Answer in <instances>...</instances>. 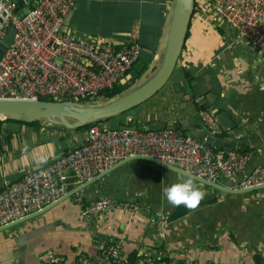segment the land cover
I'll list each match as a JSON object with an SVG mask.
<instances>
[{
    "label": "crops",
    "instance_id": "obj_1",
    "mask_svg": "<svg viewBox=\"0 0 264 264\" xmlns=\"http://www.w3.org/2000/svg\"><path fill=\"white\" fill-rule=\"evenodd\" d=\"M12 1L18 7L20 0ZM33 1L25 0L29 11ZM175 2L78 0L64 31L112 41L119 47L140 44L137 64L142 65V74L138 77L140 70L131 72L125 90L130 92L133 84L135 89L142 84L141 77L156 74L151 72L164 56ZM195 11L182 60L166 86L150 101L97 125L117 129L132 120L129 127L139 131L171 127L204 142L210 134L200 113L210 111L218 117L222 131L215 137L226 145L212 148L252 151L250 168L263 166L264 53L246 45L205 0H197ZM133 31L137 38L132 39ZM85 131L49 122L31 125L0 119V192L26 173L80 147ZM41 157L47 162L38 163ZM180 177L148 160L127 162L79 191V197L84 203L99 197L137 202V215L115 212L99 216L88 228L74 195L44 214L0 232V264H44L41 258L49 251L66 264H74L79 253L86 252L99 264L103 246L112 240L121 244L129 264H138L146 252L175 255L181 261L264 264V189L216 194L195 180L206 195L192 211L173 207L162 196V188ZM157 213L167 217L164 238L157 236L156 226L150 223Z\"/></svg>",
    "mask_w": 264,
    "mask_h": 264
},
{
    "label": "built area",
    "instance_id": "obj_2",
    "mask_svg": "<svg viewBox=\"0 0 264 264\" xmlns=\"http://www.w3.org/2000/svg\"><path fill=\"white\" fill-rule=\"evenodd\" d=\"M78 0H34L30 11L19 16L17 3L0 0V48L9 29L15 30L12 46L0 55V100L58 102L99 99L124 79L142 52L137 42L117 46L108 40H95L65 32L66 18ZM215 14L251 49L264 53V0H205ZM137 38L133 31L132 39ZM75 100V101H71ZM201 119L210 135L222 133L219 119L210 111H201ZM132 123L129 120L128 124ZM126 124L117 129L92 126L85 131L84 143L55 161L26 173L21 180L0 192V228L43 211L70 192L111 169L119 162L137 156L153 157L209 182L234 190L264 185V165L250 168L252 151L232 149L215 151L205 142L165 127L139 131ZM226 182V184H225ZM77 195L86 227L99 216L115 212L138 214L140 204L99 197L84 203ZM166 215L157 213L151 225L164 238ZM99 264H129L119 242L103 246ZM44 264H66L53 251L42 256ZM74 264H94L86 252H80ZM138 264H223L191 259L181 261L175 255L144 253Z\"/></svg>",
    "mask_w": 264,
    "mask_h": 264
},
{
    "label": "water",
    "instance_id": "obj_3",
    "mask_svg": "<svg viewBox=\"0 0 264 264\" xmlns=\"http://www.w3.org/2000/svg\"><path fill=\"white\" fill-rule=\"evenodd\" d=\"M195 1L196 0H176L173 7V14L167 37L166 49L164 56L161 60L160 68L158 69L156 74L140 88L135 89L134 91H131L124 96H120L119 98L112 100L103 106L77 107L70 102L42 100L32 101L17 99L0 100V119L26 123L47 120L51 124L63 126L70 130H75L85 127L89 124L114 118L147 102L166 86L176 69V66L182 55L186 43L188 29L191 24V19L195 10ZM28 12L29 9L26 7L25 0H20L16 9V14L21 17L27 14ZM14 37L15 30L13 28H10L8 35L5 38L4 44L0 48V55H2L4 52L7 51L10 46H12ZM69 119L73 121H70ZM204 142L210 147H221L223 146V144L225 145L222 140L218 139L213 135H207L206 140H204ZM137 159L148 160L152 163L159 165L160 167L173 170L181 176L184 174L191 175L197 182L210 187L213 193L216 194H238L264 189V185L247 190L230 189L222 184L209 182L205 179H201L195 175H192L182 169L162 163L161 161L153 157L137 156L119 162L111 169L105 171L102 174H99L93 180L85 183L78 189L70 192L61 201L44 209L43 211L29 216L21 221H17L13 224H10L6 227L0 228V232L44 214L45 212L52 209L54 206L58 205L62 201L74 196L82 189L87 188L91 184L97 183L100 179H102L108 173L120 167L121 165Z\"/></svg>",
    "mask_w": 264,
    "mask_h": 264
},
{
    "label": "clouds",
    "instance_id": "obj_4",
    "mask_svg": "<svg viewBox=\"0 0 264 264\" xmlns=\"http://www.w3.org/2000/svg\"><path fill=\"white\" fill-rule=\"evenodd\" d=\"M46 158L41 157L38 163H46ZM206 193L197 186L194 177L184 174L177 182L162 188V196L173 207L184 206L194 211L198 208Z\"/></svg>",
    "mask_w": 264,
    "mask_h": 264
},
{
    "label": "trees",
    "instance_id": "obj_5",
    "mask_svg": "<svg viewBox=\"0 0 264 264\" xmlns=\"http://www.w3.org/2000/svg\"><path fill=\"white\" fill-rule=\"evenodd\" d=\"M196 6H197V0L195 1V8H196ZM195 14H196V11L194 10V13H193L192 19L194 18V15H195ZM192 19H191V22H192ZM190 27H191V24H190L189 29H188L187 39H188V37H189V30H190ZM187 39H186V41H187ZM185 46H186V43H185ZM185 46H184V48H185ZM181 60H182V57H180V59H179V61H178V64L181 62ZM137 62H138V61H137ZM137 62L134 64V66L132 67V69H131V71H130L129 74H131V72L134 70V68H135V66H136V64H137ZM178 64H177V66H178ZM141 70H142V69H141ZM141 70H140L139 73H138V77H140L141 74H142ZM127 80H128V79H124L121 83H119L118 85H116V86L113 87L112 89H109V90L103 91V92L100 94L99 99H97V101H98V100H103V101H108V102H110V101H112V100H114V99H117L119 96H122V94L125 92L126 88L129 87V85H130L129 83H127ZM42 101H55V100H53V99H51V98H42ZM93 101H96V100H93ZM93 101H92L91 99H89V98H86V99H79V100H78V103H79V104H83V105H86V104L88 105V104H92ZM6 121H12V120H6ZM38 122H41V121H36V122H33V123H27V124L34 125V124H37ZM102 122H103V120H102V121H99V122H96V123H93V124H89V125H87V126H85V127L79 128L78 130L87 129V128H90V127L95 126V125H97V124H99V123H102Z\"/></svg>",
    "mask_w": 264,
    "mask_h": 264
},
{
    "label": "rangeland",
    "instance_id": "obj_6",
    "mask_svg": "<svg viewBox=\"0 0 264 264\" xmlns=\"http://www.w3.org/2000/svg\"><path fill=\"white\" fill-rule=\"evenodd\" d=\"M141 68H142V65L141 64H137L136 66H135V68H134V70H133V72H136L137 70H141ZM160 68V65H158V66H156L155 67V69H153V71L151 72V73H155V72H157L158 71V69ZM157 70V71H156ZM153 77V75L152 74H148V75H146V78H142L141 77V82L140 83H142L139 87H137L136 89H138V88H140L141 86H143L144 84H146L151 78ZM143 79V80H142ZM147 79H149V80H147ZM147 80V81H146ZM145 81V82H144ZM134 86H135V84H133L130 88L131 89H129V90H131V91H134L135 90V88H134ZM136 87V86H135ZM130 91V92H131ZM127 93H129V92H126L125 91V93H123L122 94V96H124V95H126ZM120 97V96H119ZM118 97V98H119ZM115 100V99H114ZM71 101H75V100H71ZM148 101H150V99L148 100ZM108 103V101H103V100H96V101H93L92 102V104H86V105H83V104H79L78 102H72V104L73 105H75V106H77V107H82V106H103V105H105V104H107ZM70 121H73V120H71V119H69ZM42 122H48L47 120H41ZM42 122H38L37 124H39V123H42ZM108 127V126H107ZM109 128V127H108Z\"/></svg>",
    "mask_w": 264,
    "mask_h": 264
}]
</instances>
